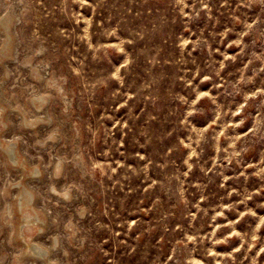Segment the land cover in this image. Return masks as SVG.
Returning a JSON list of instances; mask_svg holds the SVG:
<instances>
[{
  "label": "rangeland",
  "instance_id": "rangeland-1",
  "mask_svg": "<svg viewBox=\"0 0 264 264\" xmlns=\"http://www.w3.org/2000/svg\"><path fill=\"white\" fill-rule=\"evenodd\" d=\"M0 108V264H264V0H0Z\"/></svg>",
  "mask_w": 264,
  "mask_h": 264
},
{
  "label": "bare ground",
  "instance_id": "bare-ground-1",
  "mask_svg": "<svg viewBox=\"0 0 264 264\" xmlns=\"http://www.w3.org/2000/svg\"><path fill=\"white\" fill-rule=\"evenodd\" d=\"M1 21H2V20H1ZM4 21H5V19H4ZM6 22H7V21H6ZM5 26H7V27H8V24H7V25H5ZM45 97H46V96H44V97H41V98L43 99L42 101H44V100H45ZM35 98H36V96H35ZM37 98L39 99V97H37ZM40 100H41V99H40ZM0 109H1V108H0ZM0 111H1V110H0ZM3 119H4V118H3ZM9 145H10V144H9ZM11 146H12V145H11ZM7 152H8V153H10V154H12V152H13V148H12V147H10V146H8V147H7ZM27 197H28V196H27ZM30 200H31V198H30ZM27 202H28V201H27ZM27 202H26V203H27ZM29 203H30V202H29ZM26 219H29V218H26ZM33 222H34V221H33ZM36 222H37V221H36ZM33 224H34V223H33ZM35 243H36V242H35ZM33 245H35V244H33ZM33 245H32V247H33ZM36 247H37V246H36ZM29 249H30V248H29ZM29 249H28V250H29ZM30 251H31V250H30ZM41 253H42V252H41Z\"/></svg>",
  "mask_w": 264,
  "mask_h": 264
}]
</instances>
